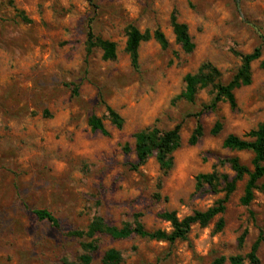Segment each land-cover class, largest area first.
<instances>
[{
	"label": "rangeland",
	"instance_id": "374dc122",
	"mask_svg": "<svg viewBox=\"0 0 264 264\" xmlns=\"http://www.w3.org/2000/svg\"><path fill=\"white\" fill-rule=\"evenodd\" d=\"M173 17L188 27L193 53L176 42ZM90 21L96 36L116 43L114 61H104L98 49L88 55ZM130 27L161 31L168 48L143 43L135 69L125 51ZM257 48L262 57L252 65V84L235 91L236 109L222 102L197 118L212 101L211 89L201 90L194 103L176 100L185 77L203 64L216 67L227 84L240 56ZM107 107L124 119L122 130L111 124ZM92 116L103 120L108 137L91 130ZM216 123L222 129L213 135ZM262 123L264 0H0V264L77 262L83 240L70 233L86 230L98 216L109 226L140 222L149 231H170L161 214L183 219L224 197L208 186L197 189L200 174L233 177L222 164L233 157L253 169L251 152L227 150L223 142ZM198 124L203 136L190 145ZM178 125L182 145L174 168L165 174L153 157L135 169L134 135ZM246 181L230 198L222 231L217 218L173 245L101 236L92 264H103L111 249L121 253L120 264H215L222 258L231 264L230 258L245 257L264 236V179L249 207L240 202ZM36 210L51 212L58 227L38 221ZM258 256L264 264V243Z\"/></svg>",
	"mask_w": 264,
	"mask_h": 264
},
{
	"label": "trees",
	"instance_id": "16d2710c",
	"mask_svg": "<svg viewBox=\"0 0 264 264\" xmlns=\"http://www.w3.org/2000/svg\"><path fill=\"white\" fill-rule=\"evenodd\" d=\"M172 27L176 42L182 47V50L191 54L195 51V44L189 34L188 27L181 24L175 17L172 18ZM154 40L163 49H167L169 44L165 35L157 30L153 33L147 31L142 33L135 27H130L127 31V42L125 51L131 59L132 66L137 69L139 65V48L143 43ZM86 49L88 55H91L96 49L102 52L104 61H114L117 58L116 43L104 40L96 36L92 21L88 23ZM242 64L237 73L229 83L221 82V73L210 63L203 64L197 73L188 74L185 77V90L176 98L177 101H186L194 103L201 90L211 89L213 93L212 101L209 105L202 107L201 111L195 116L200 118L206 112H214L222 102L229 104L231 109L237 108L235 91L248 87L252 84V65L262 57L261 48L255 49L251 54L241 55ZM77 94V91H74ZM108 117L113 126L122 130L125 125L124 119L113 109L107 107ZM89 126L93 132H100L104 136H109L103 120L97 116H92L89 120ZM222 129L221 123H216L212 130L213 135H218ZM181 127L176 126L170 131H162L157 127L140 131L134 135L135 153L137 165L135 169L145 165V163L155 158L159 164L160 170L168 174L174 168V154L181 148ZM203 136V130L200 124L196 127L189 143L196 145ZM223 147L230 151L251 152L253 154L252 167L244 165L239 158L233 157L222 162L228 165L233 173V177L228 174H221L213 171L209 174H200L196 179L197 189L208 186L213 193H224V197L213 207L205 211H197L193 215L180 219L174 212H165L160 215V219L170 225V231L157 230L149 231L140 222L134 225L125 224L122 227L109 226L103 217H95L84 231H75L70 233L74 238L83 240L82 248L84 254L77 262H64L63 264H92L93 255L98 251V238L108 236L113 240H126L133 236L151 241L166 242L171 245L179 241L187 240L194 226L206 228L217 218L216 225L218 231L225 227V221L222 216L227 211V205L231 196L236 192L238 184L247 178L244 195L240 202L243 206L249 207L255 200V193L260 189L259 182L264 179V123L260 124L256 130H252L243 137L229 135L223 142ZM129 152V146L125 148ZM40 222H48L54 227H58V220L47 210H36L34 212ZM244 233L239 239V246L245 243ZM264 243V236L260 234L257 241L252 245L249 253L245 256L230 258L231 264H262L258 253L261 244ZM122 262L121 253L117 250H108L102 260L103 264H120ZM226 259L222 258L215 264H224Z\"/></svg>",
	"mask_w": 264,
	"mask_h": 264
}]
</instances>
